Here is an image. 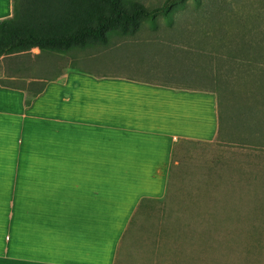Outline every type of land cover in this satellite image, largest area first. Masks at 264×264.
Listing matches in <instances>:
<instances>
[{"label":"crops","instance_id":"1","mask_svg":"<svg viewBox=\"0 0 264 264\" xmlns=\"http://www.w3.org/2000/svg\"><path fill=\"white\" fill-rule=\"evenodd\" d=\"M23 101L0 85V264H114L174 144L217 134L213 92L128 75L68 67Z\"/></svg>","mask_w":264,"mask_h":264},{"label":"rangeland","instance_id":"2","mask_svg":"<svg viewBox=\"0 0 264 264\" xmlns=\"http://www.w3.org/2000/svg\"><path fill=\"white\" fill-rule=\"evenodd\" d=\"M129 1L157 8L156 16L67 54L32 47L29 56L0 57V77L39 82L72 65L217 85L219 138L176 145L166 195L132 215L114 264H264V0H121Z\"/></svg>","mask_w":264,"mask_h":264},{"label":"trees","instance_id":"3","mask_svg":"<svg viewBox=\"0 0 264 264\" xmlns=\"http://www.w3.org/2000/svg\"><path fill=\"white\" fill-rule=\"evenodd\" d=\"M161 11L162 14H167L165 8ZM156 14L157 8L149 10L137 1L123 4L121 0H11V15L0 19V57L29 56L32 47H39L41 54L50 56L67 54L72 49L82 50L96 44H104L108 33H133L139 27L138 19H153ZM208 57L209 60L213 58ZM68 67L78 69L72 65ZM61 73L62 71H58L55 75L43 78L39 82L35 77L25 76L28 78L26 84L24 82L17 84L14 81L25 77L9 73L0 77V85L24 91L23 102L28 104L30 99L42 90L45 81L56 79ZM183 87L208 90L215 94L217 106L215 140L218 139L222 130V96L217 85ZM178 143L173 146L169 174ZM168 183L169 175L166 192ZM147 201L149 200L141 199L139 206ZM126 230L127 228L123 235Z\"/></svg>","mask_w":264,"mask_h":264}]
</instances>
